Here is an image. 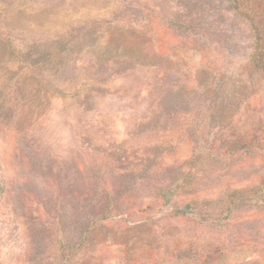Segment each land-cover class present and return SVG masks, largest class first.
<instances>
[{"label": "rangeland", "instance_id": "374dc122", "mask_svg": "<svg viewBox=\"0 0 264 264\" xmlns=\"http://www.w3.org/2000/svg\"><path fill=\"white\" fill-rule=\"evenodd\" d=\"M253 46L227 0H0V264H264Z\"/></svg>", "mask_w": 264, "mask_h": 264}, {"label": "trees", "instance_id": "16d2710c", "mask_svg": "<svg viewBox=\"0 0 264 264\" xmlns=\"http://www.w3.org/2000/svg\"><path fill=\"white\" fill-rule=\"evenodd\" d=\"M237 17L249 23L254 38L253 52L249 56L250 66L264 72V12L250 0H227Z\"/></svg>", "mask_w": 264, "mask_h": 264}]
</instances>
